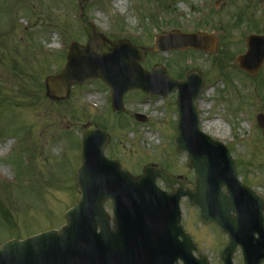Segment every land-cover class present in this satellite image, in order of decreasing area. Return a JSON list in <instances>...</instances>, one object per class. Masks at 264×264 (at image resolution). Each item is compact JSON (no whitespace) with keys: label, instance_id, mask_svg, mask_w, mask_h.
Returning <instances> with one entry per match:
<instances>
[{"label":"rangeland","instance_id":"rangeland-1","mask_svg":"<svg viewBox=\"0 0 264 264\" xmlns=\"http://www.w3.org/2000/svg\"><path fill=\"white\" fill-rule=\"evenodd\" d=\"M91 26L111 42L146 48L141 65L147 70L163 65L177 80L190 70L202 73L201 129L229 148L241 180L264 198V131L256 119L264 114V64L251 77L235 62L252 32L264 36V0H0V245L66 223L79 199L76 175L88 124L105 130L106 156L133 176L156 165L194 184L186 154L174 146L175 93L162 98L133 91L118 116L99 79L71 86L63 99L46 96V79L63 69L72 42L84 46L92 37ZM173 32L210 36L213 50L151 51L157 36ZM135 113L146 115V123L135 121ZM212 122L220 128L205 126ZM105 207L111 215V205ZM181 207L201 254L221 264L215 251L226 237L202 225L186 198ZM234 263L244 264L240 250Z\"/></svg>","mask_w":264,"mask_h":264},{"label":"water","instance_id":"water-1","mask_svg":"<svg viewBox=\"0 0 264 264\" xmlns=\"http://www.w3.org/2000/svg\"><path fill=\"white\" fill-rule=\"evenodd\" d=\"M92 28L93 37L86 46L72 43L62 73L47 79L48 96L63 99L72 85L100 78L111 88L113 110L118 114L124 110L123 99L129 91L139 89L164 97L178 91L180 119L174 143L179 152H188L196 185H187L156 166H147L144 175L134 178L122 171L118 162L106 159L109 136L95 126H86L83 163L77 176L80 199L76 208L67 213V225L61 232L5 244L0 247V264H177L179 260L200 264L183 244L196 250L195 246L187 239L183 244L178 241L179 236L185 238L180 227V201L185 196L200 207L205 224L215 223L229 235L230 243L216 251L224 264H233L238 246L243 249L245 264H262L264 202L238 181L236 164L226 147L199 129L197 102L204 86L202 75L192 71L179 82L161 66L147 72L140 66L146 55L144 48L126 40L111 43ZM212 41L203 35L166 34L156 39L154 51L211 52ZM105 43L111 46L108 54L102 50ZM236 63L241 71L256 76L264 64V37L249 38L246 54L239 56ZM136 119L146 121L141 115ZM257 121L264 130V115L259 114ZM157 179L169 188L179 186L167 195L157 187ZM108 200L114 209L113 229L104 209ZM168 219L173 224H166ZM233 224H240L238 238ZM202 259L201 264H208Z\"/></svg>","mask_w":264,"mask_h":264},{"label":"bare ground","instance_id":"bare-ground-1","mask_svg":"<svg viewBox=\"0 0 264 264\" xmlns=\"http://www.w3.org/2000/svg\"><path fill=\"white\" fill-rule=\"evenodd\" d=\"M117 2H119V0H117ZM118 5H121L120 3L118 4ZM122 5H124V4H122ZM200 109L202 110V109H204V105H201L200 106ZM218 126L219 128H220V123H216V122H212V123H207V125H205V126H207V128H211L212 126Z\"/></svg>","mask_w":264,"mask_h":264}]
</instances>
